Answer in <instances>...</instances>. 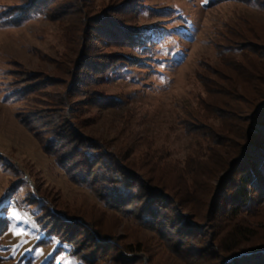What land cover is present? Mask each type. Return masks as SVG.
Instances as JSON below:
<instances>
[{
  "label": "trees",
  "instance_id": "trees-1",
  "mask_svg": "<svg viewBox=\"0 0 264 264\" xmlns=\"http://www.w3.org/2000/svg\"><path fill=\"white\" fill-rule=\"evenodd\" d=\"M241 1L264 9V0ZM143 5L142 0L102 5L95 0H20L2 10L0 25L18 26L40 16L62 25L66 38L59 58H52L54 74L18 70L7 98L32 103L17 119L55 157L71 183L89 187L103 210L119 220L133 219L152 231L183 264H264V223L256 220L264 209V38L257 30L232 28L217 44L218 82L205 83L207 95L184 113V126L202 140L184 167L173 170L157 161L155 169L148 167L149 161L105 148L84 133L94 123L87 116L91 108L120 103L101 93V87L131 60L106 49L143 43ZM257 82L260 86L249 90L247 84ZM80 217L96 229L94 234L79 216L66 221L48 212L40 222L49 235L74 246L84 264H143L142 255L125 253L111 241L115 232L99 217ZM8 227L0 217V247ZM123 245L134 252L144 242ZM47 264H55L54 258Z\"/></svg>",
  "mask_w": 264,
  "mask_h": 264
},
{
  "label": "rangeland",
  "instance_id": "rangeland-1",
  "mask_svg": "<svg viewBox=\"0 0 264 264\" xmlns=\"http://www.w3.org/2000/svg\"><path fill=\"white\" fill-rule=\"evenodd\" d=\"M112 1L119 0L95 3ZM19 2L0 0V12ZM142 2L139 22L145 32L143 43L136 48L106 49L131 60H125L101 87V93L115 96L120 103L91 108L87 116L93 117L94 123L84 133L105 148L130 151L136 159L149 161L148 167L155 169L152 163L157 161L176 170L184 167L187 156L202 141L188 131L183 118L207 95L204 84L216 86L218 82L214 69L222 64L217 44L239 26L257 30L264 38V9L241 0ZM65 44L64 27L40 16L18 26L0 25V217H5L9 226L0 247V264H47L53 258L55 264H84L83 257L73 253L74 246L43 228L40 217L48 212L66 221H70L68 216H79L84 222L80 216L94 214L104 227H112L116 237L111 241L125 253L142 255L143 264H183L152 231L133 219L119 220L103 210V202L89 187L71 183L55 157L45 153L19 123L17 113L32 103L7 98L15 74L18 70L54 74L52 58H59ZM208 69L213 73L207 74ZM220 83L226 86L227 82ZM247 86L252 90L260 85ZM53 197L58 201L53 203ZM262 212L257 222L264 223V209ZM85 225L96 232L92 225ZM138 242H144V247L134 252L123 245ZM101 264H108L107 260Z\"/></svg>",
  "mask_w": 264,
  "mask_h": 264
},
{
  "label": "snow or ice",
  "instance_id": "snow-or-ice-1",
  "mask_svg": "<svg viewBox=\"0 0 264 264\" xmlns=\"http://www.w3.org/2000/svg\"><path fill=\"white\" fill-rule=\"evenodd\" d=\"M15 215V214H14Z\"/></svg>",
  "mask_w": 264,
  "mask_h": 264
}]
</instances>
